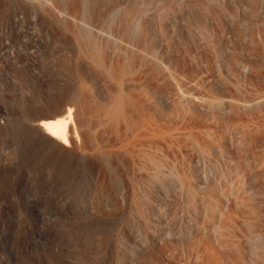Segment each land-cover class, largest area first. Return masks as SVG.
Here are the masks:
<instances>
[{
	"label": "rangeland",
	"instance_id": "rangeland-1",
	"mask_svg": "<svg viewBox=\"0 0 264 264\" xmlns=\"http://www.w3.org/2000/svg\"><path fill=\"white\" fill-rule=\"evenodd\" d=\"M47 1L0 0V264H264V0Z\"/></svg>",
	"mask_w": 264,
	"mask_h": 264
},
{
	"label": "bare ground",
	"instance_id": "bare-ground-1",
	"mask_svg": "<svg viewBox=\"0 0 264 264\" xmlns=\"http://www.w3.org/2000/svg\"><path fill=\"white\" fill-rule=\"evenodd\" d=\"M44 1V0H43ZM49 1V0H48ZM47 1V2H48ZM61 1V0H60ZM59 1V2H60ZM78 1V0H77ZM106 1V0H105ZM129 1V0H128ZM140 1V0H139ZM252 1V0H251ZM54 2V1H53ZM66 2V1H65ZM81 3H82V1H80ZM79 2V3H80ZM98 2V1H97ZM124 2V1H123ZM153 2V1H152ZM206 2V1H205ZM220 2H221V0H220ZM223 2V1H222ZM32 3V2H31ZM64 3V2H63ZM102 3V2H101ZM105 3H107V1L105 2ZM130 3V2H129ZM151 3V2H150ZM37 4V3H36ZM42 4V3H41ZM40 4V5H41ZM45 4V3H44ZM49 4V3H48ZM57 4V3H56ZM59 4V3H58ZM65 4V3H64ZM67 4V3H66ZM207 4V3H206ZM213 4H215V3H213ZM220 3H218V5H219ZM252 4V3H251ZM82 5V4H81ZM89 5H90V3H89ZM93 5H94V3H93ZM101 5V4H100ZM103 5V4H102ZM105 5V4H104ZM158 5V4H157ZM42 6V5H41ZM44 6V5H43ZM53 6V5H52ZM62 6H63V4H62ZM117 6V5H116ZM220 6V5H219ZM255 6V5H254ZM75 7V6H74ZM102 7V6H101ZM104 7V6H103ZM107 7V6H106ZM119 7V6H118ZM138 7H140V6H138ZM146 7V6H145ZM157 7V6H156ZM61 8V7H60ZM59 8V9H60ZM77 8V7H76ZM96 8H98V7H96ZM75 9V8H74ZM84 9V8H83ZM82 9V10H83ZM107 9V8H106ZM57 10V9H56ZM85 10H87V9H85ZM96 10V9H95ZM95 10H93V11H95ZM100 10V9H99ZM98 10V11H99ZM156 10V9H155ZM158 10H159V8H158ZM97 11V12H98ZM113 11V10H112ZM119 11V10H118ZM254 11V10H253ZM257 11V10H256ZM57 12V11H56ZM84 12V11H83ZM123 12V11H122ZM135 12V11H134ZM137 12V11H136ZM132 13V15L133 14H135V18L138 16V13L140 12V10L138 11V13ZM158 12V11H157ZM161 12V11H160ZM82 13V12H81ZM141 13H142V10H141ZM140 13V14H141ZM146 13V12H145ZM145 13H142V14H144L145 15ZM165 13V12H164ZM91 14H93V13H91ZM96 14V13H95ZM139 14V15H140ZM142 14H141V16H142ZM43 15V14H42ZM60 15V14H59ZM72 14H70V16H71ZM73 15H74V13H73ZM85 15V14H84ZM86 15H87V13H86ZM112 15V14H111ZM114 15H116V14H114ZM113 15V16H114ZM124 15L125 14H123L122 15V17H121V19L124 17ZM126 15H127V13H126ZM125 15V17L127 18H129L130 19V17H129V14L126 16ZM55 16H57V15H55ZM68 16H69V14H68ZM83 16V15H82ZM91 16V15H90ZM94 16V15H93ZM104 16V15H103ZM121 16V15H120ZM62 17V16H61ZM65 17V16H64ZM124 17V19L122 20V22H124V20H126V18ZM144 17V16H143ZM142 17V18H143ZM71 18V17H70ZM90 18V17H89ZM92 18V17H91ZM104 18V17H103ZM133 18H134V16H133ZM132 18V19H133ZM137 18H139V17H137ZM134 19V23H133V25H131L130 24V26H132L135 30H133V33L134 32H136V34L138 35L139 33H137V32H139L140 31V34H141V30L139 29L140 28V23H139V21L141 20V17H140V20L139 19ZM167 18V17H166ZM69 19V18H68ZM83 19V18H82ZM85 19V18H84ZM84 19H83V21H84ZM87 19V18H86ZM102 19V18H101ZM111 19V18H110ZM144 19V18H143ZM143 19L141 20V21H143ZM80 20H81V17H80ZM103 20V19H102ZM104 20H106V19H104ZM107 20H109V18H107ZM139 20V21H138ZM59 21V20H58ZM61 21V20H60ZM59 21V22H60ZM101 21V20H100ZM100 21H99V24H100ZM113 21V20H112ZM118 21V20H117ZM140 21V22H141ZM145 21V20H144ZM156 21V20H155ZM79 22V21H78ZM81 22H82V20H81ZM86 22V21H85ZM101 22H103V25H104V21H101ZM114 22V21H113ZM119 22H120V20H119ZM128 22V21H127ZM77 23V22H76ZM109 23H111V22H109ZM130 23V22H129ZM129 23H128V25H129ZM164 23V22H163ZM162 23V24H163ZM74 24V23H73ZM98 24V23H97ZM107 24V23H106ZM60 25V24H59ZM79 25H83V23H81L80 24V22H79ZM92 25V24H91ZM95 25V24H94ZM109 25V24H108ZM123 25H125V23H123ZM122 25V26H123ZM143 25H144V23H143ZM102 26V25H101ZM105 26V25H104ZM126 26H127V23H126ZM126 26H124L125 28L124 29H128V27H130V26H128V27H126ZM170 26V25H169ZM82 27V26H81ZM85 27V26H84ZM91 27H93V26H91ZM108 27V26H107ZM117 27H118V25H117ZM131 27V28H132ZM99 28L100 29H102L100 26H99ZM109 28V27H108ZM132 28V29H133ZM159 28V27H158ZM164 28H166L165 26H164ZM169 28V27H168ZM117 29V28H116ZM115 29V30H116ZM132 29L130 30V29H128V31L129 32H132ZM141 29H143V28H141ZM84 30V29H83ZM88 30V29H87ZM137 30V31H136ZM166 30V29H165ZM168 30V29H167ZM171 30V29H170ZM170 30H168V31H170ZM173 30V29H172ZM97 31V30H96ZM96 31L94 32V33H96ZM101 31V30H100ZM108 31V30H107ZM106 31V32H107ZM128 31H124V30H122L121 31V29H120V33L121 32H123V34L124 33H129ZM158 31V30H157ZM162 31V30H161ZM160 31V32H161ZM83 31H81V33H82ZM87 32H89V31H87ZM159 32V33H160ZM173 32V31H172ZM115 33V32H114ZM114 33H112V34H114ZM118 33V32H117ZM116 33V34H117ZM119 33V34H120ZM148 33V32H147ZM88 35H89V33H87ZM108 35H109V33H107ZM107 34H106V36H107ZM115 34V35H116ZM122 34V33H121ZM132 34V33H131ZM139 34V35H140ZM154 34H155V32H154ZM158 34V33H157ZM85 35V34H84ZM118 35V34H117ZM125 35V34H124ZM138 35V36H139ZM143 34H141V36H142ZM112 36V35H111ZM119 36V35H118ZM128 36V35H127ZM134 36V35H133ZM149 36V35H148ZM147 36V37H148ZM155 36V35H154ZM171 36H173V35H171ZM83 37H85V36H83ZM91 37V36H90ZM89 37V38H90ZM98 37V36H97ZM114 37V36H113ZM122 38H123V35L121 36ZM121 37H118V38H121ZM126 37V36H125ZM142 37H144V36H142ZM150 37V36H149ZM79 38H81V37H79ZM141 38V37H140ZM162 38V37H161ZM84 39V38H83ZM100 39V38H99ZM106 39H109V38H106ZM112 39V38H111ZM125 39V38H124ZM127 39H129V38H127ZM133 39V38H132ZM81 40V39H80ZM86 40V39H85ZM90 40H91V38H90ZM94 40H95V38H94ZM113 40V39H112ZM114 40H116V38H114ZM147 40V39H146ZM149 40V39H148ZM84 41V40H83ZM87 41V40H86ZM92 41V40H91ZM96 41V40H95ZM122 40H120V42H121ZM137 41V40H136ZM150 41V40H149ZM111 42V41H110ZM129 42H130V39H129ZM138 42H140V40L138 41ZM167 42V41H166ZM98 43H100V41L98 42ZM114 43H116V41L114 42ZM126 43V42H125ZM128 43V42H127ZM126 43V44H127ZM142 43V41L140 42V44ZM161 43V42H160ZM87 44V43H86ZM117 44H118V41H117ZM129 44H131V43H129ZM140 44H139V46H138V48H140ZM146 44V43H145ZM163 44H164V42H163ZM89 45V44H88ZM93 45V44H92ZM91 45V46H92ZM115 45V44H114ZM114 45H112L113 46V48H114ZM149 45V44H148ZM106 46V45H105ZM104 46V47H105ZM143 46H144V44H143ZM142 46V47H143ZM153 46V45H152ZM165 46V45H164ZM88 47V46H87ZM102 47H103V45H102ZM118 47V46H117ZM131 47H132V44H131ZM148 47V46H147ZM163 47V46H162ZM93 48H94V46L92 47V50H93ZM100 48V47H99ZM99 48H98V50H99ZM119 48V47H118ZM126 48V47H125ZM95 49V48H94ZM104 49V48H103ZM144 49H146V48H143V51H146V50H144ZM119 50V49H118ZM126 50V49H125ZM150 50V49H149ZM148 50V51H149ZM91 51V50H90ZM96 51V50H95ZM103 51V50H102ZM123 51H124V49H123ZM130 51V50H129ZM128 51V52H129ZM139 51H140V53L142 52L140 49H139ZM138 50L136 51V52H139ZM94 52V51H93ZM99 52V51H98ZM104 52V51H103ZM103 52H101V54L103 53ZM114 52V51H113ZM126 52V51H125ZM153 52V51H152ZM90 53V52H89ZM100 53V52H99ZM120 52H117V54H119ZM123 53V52H122ZM143 53H146L147 54V51L146 52H142L141 54H143ZM150 53V52H149ZM130 54V53H129ZM139 54V53H138ZM95 55V54H94ZM123 55H125V54H123ZM90 56V55H89ZM118 56V55H117ZM141 55H139V57H140ZM145 56V55H144ZM143 55L141 56V58L143 59V57H144ZM147 56H149V55H147ZM152 56V55H151ZM93 57V56H92ZM146 57V56H145ZM94 58H96L97 60H98V58L97 57H94ZM117 58V57H116ZM128 58V57H127ZM148 57H146V58H144V59H147ZM162 58V57H161ZM92 59V58H91ZM111 59V58H110ZM140 58H138V60H139ZM149 61H151L150 59V56H149ZM147 59V60H148ZM95 60V59H94ZM93 60V61H94ZM95 61L97 64H99V61ZM107 60H109V59H107ZM122 60H125L124 58L122 59ZM147 60H145V61H147ZM158 60H159V58H158ZM157 60V61H158ZM111 61V60H110ZM127 61H128V59H127ZM102 61H100V63H101ZM115 62V61H114ZM117 62V61H116ZM124 62V61H123ZM154 62H156V61H154ZM108 63V62H107ZM137 63V62H136ZM140 63V62H139ZM151 63V62H150ZM95 64V63H94ZM102 64V63H101ZM100 64V65H101ZM109 64H110V62H109ZM138 64V63H137ZM147 64H149V63H147ZM158 64V63H157ZM160 64V63H159ZM111 65V64H110ZM123 65V64H122ZM135 65V64H134ZM139 65V64H138ZM142 65H143V63H142ZM154 65V64H153ZM117 66V65H116ZM155 66L156 65H154L153 67L155 68ZM101 67V66H100ZM108 67H109V65H108ZM121 67V66H120ZM126 67V66H125ZM130 67H131V65H130ZM134 67V66H133ZM162 67V66H161ZM114 68V67H113ZM127 68V67H126ZM136 68V67H135ZM142 68V67H141ZM164 68V67H163ZM101 69V68H100ZM106 69L108 70V68L106 67ZM133 69V68H132ZM143 69V68H142ZM162 69V68H161ZM117 70H118V68H117ZM167 70V69H166ZM119 71V70H118ZM122 71V70H121ZM126 71V70H125ZM135 71V70H134ZM137 71V70H136ZM151 71H152V69H151ZM153 71H154V69H153ZM107 72V71H106ZM123 72V71H122ZM131 72V71H130ZM140 72H141V70H140ZM144 73L146 72V73H148L146 70L145 71H143ZM161 72V71H160ZM112 73H113V71H112ZM135 73V72H134ZM145 73V74H146ZM121 73L119 72V75L118 74H115V75H118V76H123V75H120ZM123 74V73H122ZM110 75V74H109ZM128 76H129V73L127 74ZM132 75H133V72H132ZM131 75V76H132ZM152 75H153V73H152ZM157 76H159L158 74H156ZM113 76V75H112ZM128 76H126V78L128 77ZM166 76V75H165ZM117 77V76H116ZM124 77V76H123ZM132 77H134V76H132ZM161 77V76H160ZM131 78V77H130ZM129 78V79H130ZM144 78V77H143ZM152 78V77H151ZM156 78V77H155ZM122 79H125V78H122ZM132 79H134V78H132ZM131 79V80H132ZM157 79V78H156ZM127 80V79H126ZM131 80H129V82H126V84L125 85H127V83H128V85L127 86H129V87H131L129 84H132L133 82H134V80L132 81V83L130 82ZM148 80H150V79H148ZM161 80V79H160ZM163 78H162V82H163ZM123 81V80H122ZM125 81V80H124ZM160 81V82H161ZM140 82V81H139ZM141 82H142V80H141ZM120 83H121V81H120ZM120 83H118V84H120ZM136 83V82H135ZM134 84V83H133ZM164 86V85H163ZM118 88H121V86L120 87H118ZM128 88V87H127ZM119 90V89H118ZM122 88L120 89V93H118L117 94V97L116 98H118V96L119 95H122L121 97L122 98H125V96L123 97V95L124 94H121L122 93ZM130 93V92H129ZM132 94V93H131ZM129 95V94H128ZM118 98V99H113L114 100V102L115 103H111L112 104V106H113V104H114V106L112 107V111H114L115 113H117V116H118V114L121 116V114H123V113H121L122 112V110H121V108L123 107V104H124V100H122V98ZM119 99H121L120 101L121 102H123V104L120 102V101H118ZM126 99H128V98H126ZM126 101V100H125ZM129 101V100H128ZM225 102V101H224ZM127 103V102H126ZM135 103V102H134ZM130 106H131V104H129ZM122 106V107H121ZM72 108V107H71ZM114 108V109H113ZM132 108V107H131ZM123 109V108H122ZM107 110H110V109H107ZM132 110V109H131ZM107 112H109L108 113V115L110 114V111H107ZM116 115V114H115ZM110 116H111V118L114 116V115H111L110 114ZM115 118H116V116H114ZM119 118V117H118ZM37 119H38V123H37V127L41 130V132L44 134V135H46L47 137H49V138H51V139H53V140H55L56 142H58L59 144H61V146H65V147H67V146H69V144H70V142H69V126L70 125H72L73 124V117H72V109H70V108H68V109H66V111L64 112V111H59V112H53V113H41V114H38V116H37ZM117 119V118H116ZM108 120V119H107ZM122 120V119H121ZM114 121V120H113ZM116 122V121H115ZM155 123V122H154ZM206 152V151H205ZM205 155V154H204ZM247 170V169H246ZM242 177V176H241ZM249 179V178H248ZM256 180V179H255ZM256 190H257V188H256ZM240 191V190H239ZM238 191V192H239ZM250 191V190H249ZM205 192V191H204ZM243 192V191H242ZM252 192V191H251ZM259 192V191H258ZM207 195V194H206ZM237 195V194H236ZM243 195V194H242ZM241 195V196H242ZM245 197V196H244ZM260 197V196H259ZM226 199H227V197H225ZM249 198V197H248ZM218 199V198H217ZM191 200V199H190ZM215 200V199H214ZM223 200V199H222ZM245 201V200H244ZM249 201V200H248ZM247 201V202H248ZM251 201H253V200H251ZM201 202V201H200ZM214 202V201H213ZM255 202V201H254ZM261 202V201H260ZM204 203V202H203ZM216 203V202H215ZM214 203V204H215ZM244 203V202H243ZM257 203V202H256ZM211 204V203H210ZM213 204V205H214ZM201 205V204H200ZM206 205V204H205ZM254 205V204H253ZM207 206V205H206ZM215 206V205H214ZM217 206H219V205H217ZM243 206V205H242ZM247 206V205H246ZM249 206V205H248ZM247 206V207H248ZM205 207V206H204ZM212 207V206H211ZM257 207H259V209H260V207L261 206H257ZM234 208V207H233ZM235 208H236V206H235ZM256 208V207H255ZM254 208V209H255ZM232 209V208H231ZM244 209H245V207H244ZM248 210L250 209V208H247ZM252 209V208H251ZM253 209V210H254ZM207 210V209H206ZM215 210V209H214ZM219 210V209H218ZM226 210V209H225ZM239 210V209H238ZM247 210V211H248ZM205 211V210H204ZM212 211V210H211ZM224 211V210H223ZM237 211V210H236ZM215 212V211H214ZM230 212V211H229ZM249 212V211H248ZM251 212V211H250ZM254 212H256L255 210H254ZM208 213V212H207ZM213 213V212H212ZM235 213V212H234ZM242 213V212H241ZM222 214V213H221ZM251 214V213H250ZM256 214V213H255ZM210 215H212L211 213H210ZM236 215V214H235ZM251 215H253V214H251ZM262 215V214H261ZM260 215V216H261ZM204 216V215H203ZM214 216V215H213ZM242 216V215H241ZM244 216V215H243ZM212 217V216H211ZM235 217V216H234ZM245 217V216H244ZM252 217L253 216H251V219H252ZM222 218V217H221ZM239 218V217H238ZM256 218H257V216L255 217V220H256ZM217 219V218H216ZM236 219V218H235ZM248 219V218H247ZM259 219V218H258ZM205 220V219H204ZM226 220V219H225ZM231 220V219H230ZM238 220V219H237ZM250 220V219H249ZM222 221V220H221ZM247 221V220H246ZM252 221V220H251ZM261 221H263V220H261ZM206 222V221H205ZM231 222V221H230ZM253 222V221H252ZM201 223H203V221L201 222ZM200 223V224H201ZM225 223H229V221L228 222H225ZM207 224V223H206ZM205 224V225H206ZM219 224V223H218ZM229 224H231V223H229ZM251 224V223H250ZM199 225V224H198ZM202 225V224H201ZM211 225V224H210ZM248 225V222H246V226ZM260 225H262V224H260ZM230 226V225H229ZM233 226V225H232ZM253 226H254V224H253ZM253 226H250L249 225V228L250 227H252L253 228ZM257 226V225H256ZM231 227V226H230ZM259 227V226H258ZM262 227V226H261ZM192 228V227H191ZM248 228V229H249ZM252 228H250V229H252ZM247 229V228H246ZM249 229V230H250ZM256 229V228H255ZM227 230H229V229H227ZM235 230V229H234ZM257 230V229H256ZM260 230V229H259ZM246 231V230H245ZM248 231V230H247ZM250 231H252V230H250ZM211 233V232H210ZM240 233V232H239ZM253 233V232H252ZM251 234V233H250ZM256 234V233H255ZM258 234V233H257ZM261 234V233H260ZM263 234V233H262ZM201 235V234H200ZM247 235V234H246ZM233 236V235H232ZM231 236V237H232ZM241 236H242V234H241ZM264 236V235H263ZM200 237V236H199ZM204 237V236H203ZM202 237V238H203ZM207 237V236H206ZM229 237V236H228ZM245 237V236H244ZM257 237H258V235H257ZM257 237H255L256 239H257ZM220 238V237H219ZM227 238V237H226ZM249 238V237H248ZM247 238V239H248ZM221 239H223V238H221ZM236 239V238H235ZM259 240H257V241H259L260 242V238H258ZM262 239V238H261ZM227 240V239H226ZM225 240V241H226ZM228 240H229V238H228ZM233 240H234V238H233ZM238 240V239H237ZM245 240V239H244ZM250 240V239H249ZM224 241V240H223ZM235 241V240H234ZM247 241V240H246ZM245 241V242H246ZM254 241V240H253ZM256 241V240H255ZM262 241V240H261ZM190 242V241H189ZM205 242V241H204ZM228 242H230V241H228ZM232 242V241H231ZM239 242V241H238ZM243 242V241H242ZM263 242V241H262ZM220 243V242H219ZM241 243V242H240ZM253 243V242H252ZM261 243V242H260ZM228 244V243H227ZM232 244V243H231ZM262 244V243H261ZM264 244V243H263ZM191 245V244H190ZM225 245V244H224ZM236 245V244H235ZM234 245V246H235ZM243 245V244H242ZM241 245V246H242ZM203 246V245H202ZM222 246V245H221ZM233 246V244L231 245V247H232V249L233 248H235ZM237 246V245H236ZM263 246V245H262ZM261 247V246H260ZM220 248V247H219ZM223 248V247H222ZM224 248H226V247H224ZM253 248V247H252ZM255 248H256V246H255ZM216 249V248H215ZM223 250V249H222ZM226 250V249H225ZM243 250V249H242ZM257 250V249H256ZM216 251V250H215ZM237 251V250H236ZM239 251V250H238ZM246 251V250H245ZM255 251V250H254ZM253 251V252H254ZM261 251H264V250H261ZM190 252V251H189ZM192 252V251H191ZM243 252V251H242ZM258 252V251H257ZM260 252V251H259ZM219 253V252H218ZM225 253V252H224ZM238 253V252H237ZM196 254V253H195ZM253 254H255V252L253 253ZM198 255V254H197ZM207 255V254H206ZM225 255V254H224ZM239 255V254H238ZM248 255H249V252H248ZM262 255V254H261ZM260 255V256H261ZM199 256V255H198ZM197 256V257H198ZM195 257H196V255H195ZM199 257H201V256H199ZM238 257V256H237ZM245 257H246V255H245ZM249 257H252L251 255H249ZM254 258H255V256H253ZM262 257V256H261ZM264 257V256H263ZM228 258H230V257H228ZM259 258V257H258ZM213 259V258H212ZM216 259V258H215ZM236 259V258H235ZM239 259V258H238ZM261 259V258H260ZM255 260V259H254ZM264 260V259H263ZM197 261V260H196ZM240 261V260H239ZM257 261H259V260H257ZM262 261V260H261ZM243 262V261H242ZM250 262H252V261H250ZM260 262V261H259ZM197 263V262H196ZM195 263V264H196ZM215 263H217V262H215ZM201 264V263H200ZM207 264V263H206ZM234 264V263H233ZM255 264V263H254Z\"/></svg>",
	"mask_w": 264,
	"mask_h": 264
}]
</instances>
